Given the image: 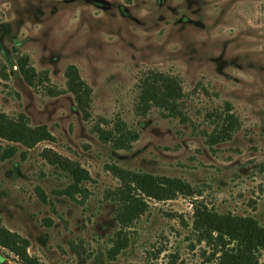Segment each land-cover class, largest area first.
Returning <instances> with one entry per match:
<instances>
[{
    "label": "rangeland",
    "instance_id": "rangeland-1",
    "mask_svg": "<svg viewBox=\"0 0 264 264\" xmlns=\"http://www.w3.org/2000/svg\"><path fill=\"white\" fill-rule=\"evenodd\" d=\"M19 56L47 80L28 85ZM69 65L92 91L87 118L66 90ZM151 73L179 80L182 118L139 108ZM0 113L53 137L0 138V226L27 256L0 246V264H218L193 227L202 206L264 228V0H0ZM226 113L237 129L213 144ZM116 125L135 136L125 148L100 136ZM52 153L87 172L82 193H66L71 178ZM114 167L178 179L191 196L145 198L120 231ZM119 236L126 247L113 255Z\"/></svg>",
    "mask_w": 264,
    "mask_h": 264
},
{
    "label": "trees",
    "instance_id": "trees-1",
    "mask_svg": "<svg viewBox=\"0 0 264 264\" xmlns=\"http://www.w3.org/2000/svg\"><path fill=\"white\" fill-rule=\"evenodd\" d=\"M15 67L28 85L41 84L47 80L45 75L35 72L27 56L17 57ZM64 74L67 92L73 96L82 117L87 118L92 94L90 87L80 78L75 66H67ZM182 96V87L176 77L151 73L139 86V108L146 110L154 107L166 112L170 117L182 118L180 106ZM116 126L117 135L112 136L110 133L100 131V136L103 139L108 138L119 148H125L127 142L133 141L135 136L121 125ZM236 129V118L232 113H226L216 121L209 135L210 140L213 144L226 141ZM0 138L25 147L53 140L46 126L31 127L23 115L10 118L4 113H0ZM47 159L71 178L72 182L66 191L69 196L82 193L81 184L89 181L86 171L57 154L52 153ZM114 173L118 177L119 186L111 194L116 204L114 220L120 231L132 226L147 211L145 198L171 199L178 194L191 196L189 185L178 179L152 176L116 167ZM194 210L193 227L199 235V241L215 245L216 254L219 253L218 264H264V257L261 260V253L264 252V228L259 227L254 219L219 214L203 206L195 207ZM0 246L27 259L26 241L1 226ZM125 247L126 238L119 236L111 252L115 255Z\"/></svg>",
    "mask_w": 264,
    "mask_h": 264
}]
</instances>
